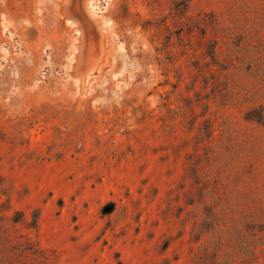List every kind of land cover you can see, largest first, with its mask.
Here are the masks:
<instances>
[{
    "label": "rangeland",
    "instance_id": "374dc122",
    "mask_svg": "<svg viewBox=\"0 0 264 264\" xmlns=\"http://www.w3.org/2000/svg\"><path fill=\"white\" fill-rule=\"evenodd\" d=\"M0 264H264V0H0Z\"/></svg>",
    "mask_w": 264,
    "mask_h": 264
}]
</instances>
